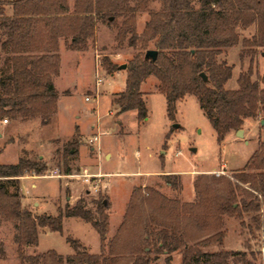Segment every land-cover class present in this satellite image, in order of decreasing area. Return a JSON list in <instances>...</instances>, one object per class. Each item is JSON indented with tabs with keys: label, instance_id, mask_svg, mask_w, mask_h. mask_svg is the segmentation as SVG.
<instances>
[{
	"label": "trees",
	"instance_id": "16d2710c",
	"mask_svg": "<svg viewBox=\"0 0 264 264\" xmlns=\"http://www.w3.org/2000/svg\"><path fill=\"white\" fill-rule=\"evenodd\" d=\"M126 1L73 0L70 11L66 0H0V35L4 38L0 47L11 54L4 58L5 67L0 70V118L8 115L28 121L38 116L48 124L56 112L58 97L51 77L59 74L58 38L66 40L70 36L66 47L82 50L85 39L93 33L94 18L114 23L109 18L119 16L124 20L118 26V40L128 34V45L138 52L125 64V89L112 100L117 112L135 109L138 122L146 118L142 85L152 76L155 91L166 100V116L173 122L166 138L179 127L174 125L176 103L186 95L198 100L218 143L229 131L239 129L244 119L264 117V72L260 74L254 63L257 50L264 47V0H157L160 8L148 9L149 19L140 33L135 30L133 17L136 11L147 10L148 0H134L131 6ZM6 6L12 7L10 15L5 12ZM251 24L255 33L240 40L236 28L247 29ZM43 31L48 37L46 47L36 45V36ZM239 41V58L248 55L249 66L237 76V87L228 89L225 85L233 66L219 56ZM148 49L157 51L154 58L146 57ZM42 50L50 54L36 53ZM103 59L105 69L113 74L118 65L108 57ZM78 145L74 137L65 143L64 152L71 157ZM257 147L245 166L229 177L206 173L196 176L192 202L166 199L151 187L135 185L120 226L108 243V201L104 196L96 200L95 212L85 207L81 197L73 205L59 206L54 215L34 216L22 205L20 176L47 170L42 158L32 160L22 154L15 163L0 164V218L12 221L16 229L18 264H124L114 254H105V247L108 253L128 252L131 264H148L154 251L167 253L168 261L170 253L177 250L180 264H228L229 256L236 264H252L245 251H202L199 246L207 241L221 245L225 235L223 215L240 220L250 215L255 227L260 226L257 212L264 208V140ZM63 169L64 174L72 170L65 158ZM162 178L173 190L182 189L178 174H163ZM147 201L155 206H144ZM70 216L89 222L96 230L99 254L83 253L80 241L69 236L66 240L75 251L71 255L53 250L36 255L23 252L24 246L38 244V228L61 233L63 217Z\"/></svg>",
	"mask_w": 264,
	"mask_h": 264
},
{
	"label": "rangeland",
	"instance_id": "374dc122",
	"mask_svg": "<svg viewBox=\"0 0 264 264\" xmlns=\"http://www.w3.org/2000/svg\"><path fill=\"white\" fill-rule=\"evenodd\" d=\"M66 2L71 11L74 6L73 0ZM126 2L129 6L135 3L134 0ZM159 8V1L148 0L147 10L134 13L133 24L136 32L140 33L148 22V9ZM5 12L12 13V7L6 6ZM91 16L94 15L91 13ZM94 19L93 33L85 39L84 49L67 48L70 36L66 40L64 37L58 38L59 74L51 75L57 88L58 100L55 102L56 112L51 115L50 122L43 124L38 116L28 121L13 119L8 115L0 118V164L15 163L22 154L32 160L42 158L47 163V170L36 174V177L25 174L31 176L23 175L19 178L22 194L20 202L34 216L54 215L59 206L63 207L66 203L73 205L80 197L85 201V207L95 212L96 200L104 196L108 201L106 211L110 218L106 232L108 243L115 236L123 219L125 211L122 218L121 213L132 186V189L135 185L142 186L141 183L144 181L147 182V187L157 190L166 199L177 198L181 202H192L195 200L194 178L201 173L229 177L232 172L244 167L250 155L257 150L258 142L264 140V124H261L259 119L261 116L254 118L255 121L249 117L240 127L246 131L244 139L248 140L247 143L241 139L237 131L229 132L218 143L216 133L202 113L198 100L193 95H186L176 103L174 122L179 127L174 128L166 138L173 122L166 116V100L160 92L155 91V79L152 76L142 85V90L146 93L144 95L146 118L138 122L135 109L117 112L112 100L117 97V92L125 89L126 75V68H119V65L126 64L138 49L128 45V34L122 41L118 40L116 33L124 20L123 16L115 19L112 17L111 21L115 20L114 23L101 17ZM236 31L240 40L249 38L255 33V25L251 24L247 29L236 28ZM36 37V45L46 47L48 44L46 32L43 31ZM3 39L0 35V43ZM228 49L219 57L233 66L231 77L227 80V86L232 88L237 86L238 74L247 70L245 64L249 63V56L245 55L240 60L239 54L242 50L240 41ZM257 51L254 63L262 74L264 47ZM36 53L50 54L43 50ZM7 55L11 54L4 52L0 47V70L5 67L4 58ZM104 57L118 65L113 74H109L105 69ZM98 76L102 77V81L100 86L96 87L95 80ZM4 117L7 122L2 121ZM74 137L78 139L79 145L77 153L70 157L64 152V145ZM94 137L98 139L94 140ZM106 152L110 156L106 157ZM64 158L72 169L69 174H64L63 171ZM82 167L87 168L86 171L90 173H109L94 178L98 184L97 191L93 190L90 183L84 184L82 178L77 175L84 172ZM213 167L218 169L216 173L204 170L199 172L201 168ZM55 169L60 176L51 175ZM159 170L181 173L185 185L192 189L191 195L183 198L182 189L179 192L173 190L162 178L163 174L168 173L156 175L155 171ZM195 171H198V174ZM189 174L193 177L190 178L192 181H188ZM178 175L182 182V176ZM9 189L13 190V187ZM68 197L76 199L69 201ZM144 206L152 208L155 205L147 201ZM257 214L260 216L258 228L251 221L250 215L245 214L243 220L223 215L222 230L225 231V235L221 245L217 246L215 241H207L199 248L202 251H218L220 248L227 251H245L246 258L252 264H263L260 248L264 247V208ZM15 233L13 222L0 218V264H18ZM38 235V245L24 246L23 252L36 255L53 250L66 256L74 251L66 240L67 236L77 238L87 246L88 250L81 244L80 251L83 253L101 252L96 230L89 222L86 223L79 217L64 218L61 233L45 230L40 231ZM231 248L234 250H230ZM104 250L105 254H114L119 263L131 264L128 252L120 250L108 253L106 247ZM167 256L165 252L154 251L148 264H180L181 254L178 250L170 253L168 261ZM227 262L236 264L231 256L227 258Z\"/></svg>",
	"mask_w": 264,
	"mask_h": 264
},
{
	"label": "crops",
	"instance_id": "0c3cea01",
	"mask_svg": "<svg viewBox=\"0 0 264 264\" xmlns=\"http://www.w3.org/2000/svg\"><path fill=\"white\" fill-rule=\"evenodd\" d=\"M8 7H10V6H8ZM11 13H8V15H10ZM228 49V48H227ZM228 51H229V49H228ZM238 54H239V49H238ZM262 54H264L263 52H262ZM264 55H262V57H263ZM244 62V61H243ZM245 63V62H244ZM245 65H247V67H248V62L245 64ZM240 72V71H239ZM263 73V72H262ZM239 75V74H238ZM56 78V77H55ZM55 78H54V80H55ZM155 81V80H154ZM101 84V83H100ZM100 84H98V85H96V87H98V86H100ZM227 88H229L228 86H227V83H226V85H225ZM237 87V86H236ZM236 87H232V88H236ZM232 88H229V89H232ZM57 89V88H56ZM152 92V91H151ZM143 98H144V96H143ZM58 100V99H57ZM145 104H146V101H145ZM147 108V107H146ZM166 110V109H165ZM136 111V110H135ZM250 118H252V117H250ZM246 119H248V118H246ZM246 119H244V121L246 120ZM253 120H254V118H252ZM256 119V118H255ZM260 120H264V119H262V117H260L259 118ZM259 120V121H260ZM244 121H243V124H244ZM255 121V120H254ZM242 131H243V133H242V136H240L241 137V139H243L244 140V142L245 143H247L248 142V140L247 139H244V136H246V131H245V129L243 130L242 128H240ZM233 131H236V130H233ZM233 131H229V132H233ZM98 139V138H97ZM96 139V140H97ZM192 150H194V149H192ZM99 151H100V149H99ZM108 155L110 156V154L109 153H105V156L106 157H108ZM222 164V166H224V164L223 163H221ZM83 168V170L85 171L87 168H84V167H82ZM208 171V172H214V173H216V171L218 170L216 167H213V168H201L200 169V171L199 172H201V171ZM88 171V170H87ZM194 170H192V172H193ZM156 172V175L157 174H161V173H175V174H180L181 176H182V174L181 173H178V172H176V171H172V170H168L167 172L166 171H161V170H159V171H155ZM191 172V173H192ZM196 172V171H195ZM88 173H90V172H88ZM103 173H106V174H109V173H107V172H102V173H100V172H96V173H90V174H93V175H102ZM190 173V174H191ZM197 174H198V171L196 172ZM189 174V177H188V181L190 180V181H192V179H190L192 176ZM24 176H31V175H24ZM37 175H34V176H32V177H36ZM21 177H23V176H21ZM20 177V178H21ZM193 178V177H192ZM144 181H142V186H146V183L147 182H144ZM182 182H183V176H182ZM140 183V182H139ZM190 184V183H189ZM21 187V186H20ZM133 187V186H132ZM132 187L130 188V191H129V193H128V196H127V198H126V203H125V208H126V206H127V203H128V198H129V195H130V193H131V189H132ZM193 188V187H192ZM188 189V190H187ZM187 190V191H186ZM191 192H192V189H191V187L190 186H186L185 185V182H183V188H182V190H181V196L183 197V198H188L190 195H191ZM68 199H69V201H71V200H75L76 198H70V197H68ZM186 200H189L190 201V199H186ZM110 201V200H109ZM111 202V201H110ZM125 208L123 209V211H122V213H121V218H122V214L124 213V211H125ZM57 212V211H56ZM55 212V213H56ZM54 213V214H55ZM70 217H75V216H70ZM70 217H63V220H64V218H70ZM63 220H62V227H63ZM121 220V219H120ZM109 223H110V218H109ZM120 223V222H119ZM91 225V224H90ZM45 230H49L47 227H41V228H38V233L40 232V231H45ZM51 231V230H50ZM38 235V234H37ZM99 235V234H98ZM38 237H39V235H38ZM100 240V239H99ZM80 241V240H79ZM80 243L83 245V248H87V246H85L81 241H80ZM223 244H225V238H224V240H223ZM38 245V244H37ZM36 245V246H37ZM99 247H100V243H99ZM87 250H88V248H87ZM230 250H234L233 248H231ZM75 251H73L72 253H74ZM59 253V252H58ZM71 253V254H72ZM71 254H68V255H71ZM63 255V254H62Z\"/></svg>",
	"mask_w": 264,
	"mask_h": 264
},
{
	"label": "built area",
	"instance_id": "2783aa9c",
	"mask_svg": "<svg viewBox=\"0 0 264 264\" xmlns=\"http://www.w3.org/2000/svg\"><path fill=\"white\" fill-rule=\"evenodd\" d=\"M102 81V77H97L96 80H95V84L98 85L100 84V82ZM86 99H88V97H86ZM3 122H7V119L6 118H3L2 119ZM94 140L97 139V137H94L93 138ZM51 175H59L60 174L57 172V170H52V174ZM80 178H82V182L84 184L86 183H90V185H92V188L94 191H97L98 189V184L96 183V180H94V178H97V177H100V175H93V174H90L88 173L86 170L83 172V173H80V174H77ZM260 253L262 254V257L264 258V247H261L260 248Z\"/></svg>",
	"mask_w": 264,
	"mask_h": 264
},
{
	"label": "water",
	"instance_id": "95a60500",
	"mask_svg": "<svg viewBox=\"0 0 264 264\" xmlns=\"http://www.w3.org/2000/svg\"><path fill=\"white\" fill-rule=\"evenodd\" d=\"M109 19H111V18H109ZM156 53H157V51H155L153 49H148L147 52H146V57L151 56L152 58H154L156 56ZM119 68H123L124 69L125 68V64H120L119 65ZM201 75H202V77L204 79L206 78V76L204 75V73H201ZM261 124H264V120H261ZM174 125H177V124L175 123ZM236 131H237V134L239 136H242L243 131L240 128L237 129ZM104 202H106V201L104 200Z\"/></svg>",
	"mask_w": 264,
	"mask_h": 264
}]
</instances>
